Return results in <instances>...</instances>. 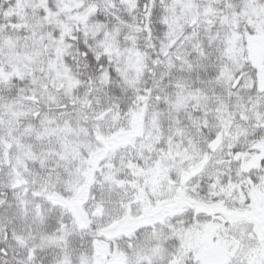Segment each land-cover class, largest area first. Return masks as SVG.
Listing matches in <instances>:
<instances>
[{
	"label": "snow or ice",
	"instance_id": "6c2138e0",
	"mask_svg": "<svg viewBox=\"0 0 264 264\" xmlns=\"http://www.w3.org/2000/svg\"><path fill=\"white\" fill-rule=\"evenodd\" d=\"M0 264H264V0H0Z\"/></svg>",
	"mask_w": 264,
	"mask_h": 264
}]
</instances>
